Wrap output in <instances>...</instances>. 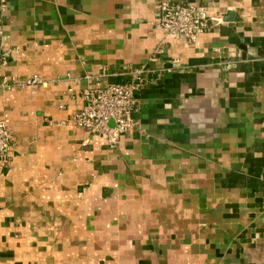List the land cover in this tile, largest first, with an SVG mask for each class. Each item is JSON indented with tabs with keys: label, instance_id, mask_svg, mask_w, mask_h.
Returning <instances> with one entry per match:
<instances>
[{
	"label": "crops",
	"instance_id": "obj_1",
	"mask_svg": "<svg viewBox=\"0 0 264 264\" xmlns=\"http://www.w3.org/2000/svg\"><path fill=\"white\" fill-rule=\"evenodd\" d=\"M159 1L0 9V264H264V0H172L223 17L194 43ZM143 67L136 129L84 145V91Z\"/></svg>",
	"mask_w": 264,
	"mask_h": 264
},
{
	"label": "built area",
	"instance_id": "obj_2",
	"mask_svg": "<svg viewBox=\"0 0 264 264\" xmlns=\"http://www.w3.org/2000/svg\"><path fill=\"white\" fill-rule=\"evenodd\" d=\"M9 0H0V9L5 12ZM224 19L219 14H212L199 6L175 2L159 1V16L154 25L167 31L187 43H194L198 36L213 30L223 24ZM6 37L0 30V43ZM2 64L6 65L11 58L10 51H2ZM149 70L140 68L131 71V82L109 85L105 88L87 89L82 95L84 105L74 118L75 124L88 133L84 145H88L92 136L100 137L111 149L120 145L122 138L134 131L138 125L136 114L139 111L137 92L148 83L146 75ZM43 81L39 75H34L24 85L36 86ZM23 85V86H24ZM4 80L1 88H10ZM12 134L8 122L0 120V169L7 168L11 161Z\"/></svg>",
	"mask_w": 264,
	"mask_h": 264
},
{
	"label": "water",
	"instance_id": "obj_3",
	"mask_svg": "<svg viewBox=\"0 0 264 264\" xmlns=\"http://www.w3.org/2000/svg\"><path fill=\"white\" fill-rule=\"evenodd\" d=\"M227 21H231V19L227 20ZM242 49L244 50V55L246 54V48L245 47H242Z\"/></svg>",
	"mask_w": 264,
	"mask_h": 264
}]
</instances>
